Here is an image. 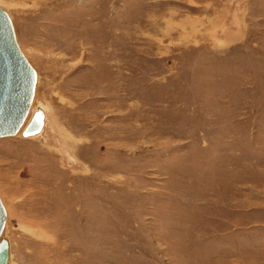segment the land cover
I'll return each mask as SVG.
<instances>
[{
  "label": "rangeland",
  "instance_id": "1",
  "mask_svg": "<svg viewBox=\"0 0 264 264\" xmlns=\"http://www.w3.org/2000/svg\"><path fill=\"white\" fill-rule=\"evenodd\" d=\"M46 119L0 138L9 264H264V0H0Z\"/></svg>",
  "mask_w": 264,
  "mask_h": 264
},
{
  "label": "water",
  "instance_id": "2",
  "mask_svg": "<svg viewBox=\"0 0 264 264\" xmlns=\"http://www.w3.org/2000/svg\"><path fill=\"white\" fill-rule=\"evenodd\" d=\"M36 72L21 52L7 12L0 6V138L17 132L22 138L37 135L44 122L41 106L28 112L33 98ZM5 209L0 200V264H6L9 244L1 234Z\"/></svg>",
  "mask_w": 264,
  "mask_h": 264
},
{
  "label": "bare ground",
  "instance_id": "3",
  "mask_svg": "<svg viewBox=\"0 0 264 264\" xmlns=\"http://www.w3.org/2000/svg\"><path fill=\"white\" fill-rule=\"evenodd\" d=\"M28 62H29V61H28ZM34 70H35V69H34ZM35 72H36V71H35ZM36 81H37V75H36V77H35V86H36ZM35 86H34V93H35ZM34 93H33V98H32L31 104H30V109H31V110L28 112V114H30L31 111H33V110L35 109V106H34V103H33ZM36 106H37V105H36ZM43 111H44V109H43ZM44 115H45V117H44V122H43V126H42L40 132H39L37 135H35V136L29 137V138H23V139H32V138H35L36 136H38V135L41 133V131H42L43 127H44V124H45V119H46V113H45V111H44ZM16 135H19L18 132H17L15 135H13V136H16ZM9 137H12V136H9ZM21 138H22V137H21ZM0 200H1V199H0ZM1 202H2V201H1ZM2 204H3V203H2ZM3 206H4V205H3ZM4 209H5V208H4ZM5 217H6V211H5ZM4 225H5V223H4ZM3 233H4V226H3V229H2L1 234L3 235ZM8 242H9V241H8ZM10 257H11V255H10V246H9L8 259H7L6 264H9Z\"/></svg>",
  "mask_w": 264,
  "mask_h": 264
}]
</instances>
